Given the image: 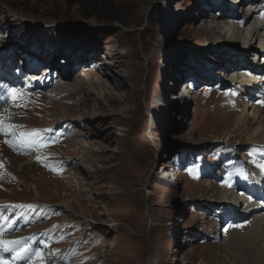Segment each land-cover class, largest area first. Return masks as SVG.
<instances>
[{
	"label": "rangeland",
	"instance_id": "1",
	"mask_svg": "<svg viewBox=\"0 0 264 264\" xmlns=\"http://www.w3.org/2000/svg\"><path fill=\"white\" fill-rule=\"evenodd\" d=\"M74 1L0 0V36H4L0 38V72L11 75L10 85L19 90L12 98L8 90L2 94L0 119L10 121L7 110L12 102L16 103V97L20 102L25 97L46 95L61 73L65 83L77 89L82 82V71L92 68L106 53L115 58V70L125 78L127 71L140 69L138 113L122 114L133 108L127 101L131 88L128 83L117 96L120 99L123 96L125 101L115 105L102 123L84 120L77 127L93 135L92 142L107 149L92 158L101 160L100 157H112L118 151L117 134L124 135L123 131L128 130L115 126L114 121L141 118L139 152L148 166L143 180L135 188L137 213L119 212L118 217H111L108 212L100 211L99 204L106 203L108 191L112 189V180L104 174L87 187L86 195L90 199L80 204L83 208H78V213L72 214L59 199L65 185L63 178H42L38 172L19 178L2 167L0 203L14 208L3 215L4 222L15 226L17 234L26 238L25 248H42L51 264H203L208 248H202V223L211 216L213 205L209 200L199 199L198 193L209 183L221 179L224 170L243 159L247 150L244 144L239 145L238 139H231L227 130L220 129L215 135L212 120L219 108L226 107L227 98L220 94L229 90L226 85H217L221 79L223 81V74L220 78L218 75L219 62L226 63L219 57L235 49L248 51V55L252 52L241 42L234 47L223 46L195 35L210 7L225 6L230 0H102L103 4L88 0L82 6ZM234 14L239 18L242 12L234 9ZM50 25L56 26L54 30L49 29ZM31 52L42 53L35 65L28 60ZM249 57L254 59V55ZM48 68L52 74L45 83L38 84L37 79H32V86L22 88L30 75L39 77L42 70ZM183 81L195 84L188 102L182 101L180 94L186 83L176 89ZM59 99L50 97L49 102L34 99L33 103L30 102L33 99L25 100L19 104L22 120L17 119L26 127L23 130H45L47 141L53 145L51 152L57 158L67 149L63 146L64 151H60L57 145L69 140L70 127L63 122L55 123L52 115L60 110L63 118L62 108L69 106L78 110L82 107L67 101L61 103ZM87 99L90 101L91 96ZM258 100L250 99L246 110L248 119L255 123L251 132L258 129L261 122L254 116ZM180 101L186 112L183 116L175 110L178 109L175 105L181 107ZM100 106L104 110L107 103L102 101ZM193 130L192 139L181 142L172 137L175 132L187 135ZM35 151L22 158L33 156ZM121 152L130 163L123 172L110 170L117 179L133 168L137 154L129 138L122 142ZM41 153L42 150H38L36 155ZM71 161L65 160L58 169L69 179L76 173ZM23 162L26 161L22 159L20 163ZM165 172H171L168 184L158 179ZM77 177L82 179L80 174ZM10 179L14 183H9ZM114 224H118L117 229ZM116 243L117 248H111Z\"/></svg>",
	"mask_w": 264,
	"mask_h": 264
},
{
	"label": "bare ground",
	"instance_id": "2",
	"mask_svg": "<svg viewBox=\"0 0 264 264\" xmlns=\"http://www.w3.org/2000/svg\"><path fill=\"white\" fill-rule=\"evenodd\" d=\"M210 8H212L211 11L206 13V19L201 21L202 26L195 35L204 36L209 43L216 42L223 46L232 45L234 47L238 45V42H241L243 47L250 48L249 50L252 52L250 55H254L255 60L250 59V55L247 54L248 51L245 53L244 50L240 49H235L236 51L219 57V60L226 63L219 62L221 69L218 70V75L220 78L223 74V81L221 79L217 85H226L229 90L220 94V97L227 98V101L226 107L219 108L212 120L215 123L214 133L218 135L220 129L229 131L230 138L238 139L239 145L244 144L247 150L243 153V159L241 158L233 167L224 170L221 179L209 183L198 193L199 199L209 200L213 205L211 216L202 223V248L205 250L208 248L205 252L208 257L202 263L264 264V168L260 167L264 164V32H262L264 30V0H230V3L225 4V6L218 4ZM234 9H239L242 12L239 18L235 17ZM48 27L50 30H54L56 26L50 25ZM2 37L4 38L3 35L0 36V38ZM1 44L2 42H0ZM41 54L39 52L28 53L29 63L35 65L40 60ZM113 58L111 54L106 53L99 62H94L92 68L88 67L83 70L82 82L77 89L69 87L61 73V77L54 81L52 88L46 95L37 94L29 98L25 97L20 102L19 98L16 97V103L12 102L7 110L10 121H3L6 131L0 132V168L6 167L19 178L29 172L30 174L38 172L42 178L50 176L63 178L65 185L61 188L59 199L69 207L72 214L78 213L77 209L82 207L80 204L90 199L89 195H86L87 187L94 184L100 174H104L107 179L112 180V189L108 191L106 203L99 204L100 211L108 212L111 217H116L119 212L130 211L132 213L133 211V215L137 213L134 207L135 188L143 180L146 173L145 167L148 166L143 162L139 152L141 148V118H120L118 121H114L115 126L121 125L128 130L123 131L124 135L117 134L119 136L116 142L118 151L112 154V157H100L101 160L92 158L100 156L99 153L103 154L107 149L102 144L92 142L93 135L89 136L77 128L80 122L84 120L102 123L105 117L110 115L115 105L125 101L126 98L123 96L121 99L117 96L121 95L128 83H130L131 88L127 101L133 108L122 114L133 115L134 112L138 113L141 71L140 69L127 71L128 74L125 78L115 70L113 65L115 58ZM147 67L149 69L148 62ZM51 74L52 71L48 68L42 70V76L34 75L33 77L30 75L31 78L29 77L27 83L23 81L22 88L32 86V79H37L38 84L41 81L45 83ZM12 81L11 75L0 72V102L2 101V94L13 89L10 85ZM183 83L186 85L180 93L181 100L188 102L195 84L192 81H188V83L183 81L176 85V89L181 87ZM17 87L21 86L18 85ZM146 87L145 83V90ZM89 96H91L90 101L87 99ZM50 97H59L61 103L67 101L72 104H81L83 107L79 106L78 110H72V107L69 106L62 108L63 118L60 117V110H54L52 115L55 118L54 122H63L70 127L69 140L60 141L57 145L60 151H64L63 146L67 148L58 158L51 152L53 145L47 141L45 130L33 131L35 135L31 139L34 141L38 139L39 143L19 140L21 132L32 133L30 130L27 131L28 129L23 130L26 127H23L17 120L20 117L19 113L22 114L19 104L32 99L31 103L34 99L49 102ZM254 98L259 99L256 101L254 116H257L261 122L259 128L251 132L255 123L248 119L246 110L249 106V100ZM102 101L107 103V108L104 110L100 108ZM15 104L17 105L16 108ZM182 104L181 102V107L175 105L178 108L175 110L183 116L186 112L182 110ZM54 106L56 105L54 104ZM15 109L18 111L17 114ZM104 112L107 114H103ZM57 113L59 114L57 115ZM9 125L18 127L7 130ZM194 130L187 135L186 132H175L172 137L181 142L185 139H192ZM127 138L131 141L132 148L137 151L135 163L134 165L131 164L133 165V168L130 167L132 171L129 170L128 173L117 179L114 177L115 173L110 170L120 169L123 172L124 169L128 168L130 160L123 158L124 155L121 152V144ZM14 140L17 141L14 146H9V143H6V141ZM105 140L109 141V138L106 137ZM92 147H97V149L94 150ZM34 149L37 152L42 150L43 156L41 154L36 155L37 152L35 151L36 154L33 156L22 158V156L33 152ZM231 149L235 152V148L231 147ZM22 159L26 161L23 162L24 164L20 163ZM68 159L72 160L76 172L74 178L70 179L65 173L58 171L61 164H64V161ZM120 159H122L121 162H119ZM78 174L82 176V179L77 177ZM170 174L165 172L163 177L158 179L162 184H168ZM9 183H14V181L10 179ZM37 191L35 192L37 193ZM0 197H3V194H0ZM69 198H73V201L70 202ZM13 209L8 204L0 203V242H5L0 245V264H51L42 248L37 249L38 246L30 249L25 248L26 238L17 234L15 226L7 225L4 222L3 215ZM94 212L96 213V211ZM114 227L117 229L118 224H114ZM12 241L18 243H7ZM111 248H117V243L113 244Z\"/></svg>",
	"mask_w": 264,
	"mask_h": 264
},
{
	"label": "snow or ice",
	"instance_id": "3",
	"mask_svg": "<svg viewBox=\"0 0 264 264\" xmlns=\"http://www.w3.org/2000/svg\"><path fill=\"white\" fill-rule=\"evenodd\" d=\"M16 91L17 90H15V89H9L8 90L9 98H12V94L15 93ZM16 127H18V126L9 125L7 130H12ZM5 131H6V129L4 127L3 120L0 119V132H5ZM34 135H35L34 132H32V133L21 132L20 136H19V140L29 142V143H35V141L31 139ZM16 142L17 141H15V140L14 141H6V143H9V146H14ZM260 167L264 168V164L260 165ZM4 243L5 242H0V245H3ZM7 243L14 244V243H18V242L12 241V242H7ZM37 255H39V253H37Z\"/></svg>",
	"mask_w": 264,
	"mask_h": 264
},
{
	"label": "trees",
	"instance_id": "4",
	"mask_svg": "<svg viewBox=\"0 0 264 264\" xmlns=\"http://www.w3.org/2000/svg\"><path fill=\"white\" fill-rule=\"evenodd\" d=\"M87 1L88 0H75L73 3L74 4H78V5H85L86 3H87ZM94 4H98L99 2L101 3V4H103V2H102V0H91ZM85 13V12H84ZM84 15H86V14H84ZM93 14H89V15H86L87 17H90V16H92Z\"/></svg>",
	"mask_w": 264,
	"mask_h": 264
}]
</instances>
